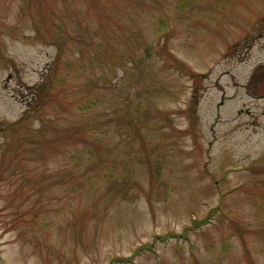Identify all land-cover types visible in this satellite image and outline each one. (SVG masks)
Listing matches in <instances>:
<instances>
[{"label":"rangeland","instance_id":"1","mask_svg":"<svg viewBox=\"0 0 264 264\" xmlns=\"http://www.w3.org/2000/svg\"><path fill=\"white\" fill-rule=\"evenodd\" d=\"M0 264H264V0H0Z\"/></svg>","mask_w":264,"mask_h":264},{"label":"trees","instance_id":"2","mask_svg":"<svg viewBox=\"0 0 264 264\" xmlns=\"http://www.w3.org/2000/svg\"><path fill=\"white\" fill-rule=\"evenodd\" d=\"M47 87H48V84H47ZM53 86H49V89L50 88H52ZM43 93V90L41 91V92H39V94H38V92L36 93V95L35 96H33V97H35V103H33L32 104V109H31V112H36V111H39V109L40 108H42L44 105H45V100L48 98V96H45L44 94H42ZM50 99V98H49ZM37 102V103H36ZM28 116H29V113L28 114H26L25 116L23 115V119H22V121H20L18 124H20V125H24L23 124V122L28 118ZM23 127V126H22ZM70 134V133H69ZM29 137H30V135L28 136V137H24V138H26V140H25V143H27L28 142V139H29ZM21 146H22V144H21ZM16 148H14V150H15ZM17 152V151H16Z\"/></svg>","mask_w":264,"mask_h":264}]
</instances>
